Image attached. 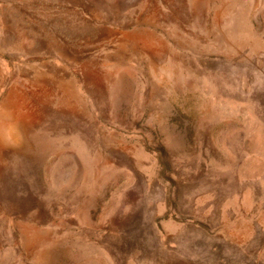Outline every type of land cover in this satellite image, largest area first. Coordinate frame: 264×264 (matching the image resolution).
<instances>
[{"label":"rangeland","instance_id":"obj_1","mask_svg":"<svg viewBox=\"0 0 264 264\" xmlns=\"http://www.w3.org/2000/svg\"><path fill=\"white\" fill-rule=\"evenodd\" d=\"M0 264H264V0H0Z\"/></svg>","mask_w":264,"mask_h":264}]
</instances>
